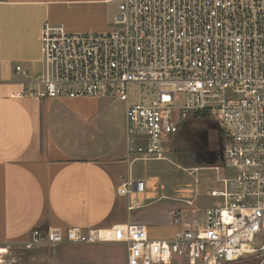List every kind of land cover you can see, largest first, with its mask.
Segmentation results:
<instances>
[{"label":"built area","instance_id":"built-area-1","mask_svg":"<svg viewBox=\"0 0 264 264\" xmlns=\"http://www.w3.org/2000/svg\"><path fill=\"white\" fill-rule=\"evenodd\" d=\"M114 23L115 30L74 33L45 23L41 88L16 96L125 101L132 161L167 160L181 125L208 118L224 137L223 162L233 174L212 192L221 200L172 240L150 239L141 224L36 227L27 246L118 242L127 246L128 264H231L250 256L264 264V241L253 246L264 236V0H121ZM134 82L154 83L155 98L129 102ZM144 189L143 180L126 179L119 193Z\"/></svg>","mask_w":264,"mask_h":264},{"label":"crops","instance_id":"crops-1","mask_svg":"<svg viewBox=\"0 0 264 264\" xmlns=\"http://www.w3.org/2000/svg\"><path fill=\"white\" fill-rule=\"evenodd\" d=\"M120 1L0 0V252H6V245L27 242L36 227L110 230L141 224L150 239L172 240L193 217L221 200L212 192L223 190L224 180L233 174L222 152L224 170L231 174L221 178L222 186L207 191L205 204L195 181L200 167L188 172L178 163L185 179L173 182L165 165L169 160L132 161L125 101L16 96L26 88H41L45 23L72 33L111 31ZM17 66L23 70L17 72ZM209 167L223 173L218 165ZM126 179L143 180L144 191L121 195ZM180 210L189 218L175 221ZM62 244L47 264H128L124 243Z\"/></svg>","mask_w":264,"mask_h":264},{"label":"rangeland","instance_id":"rangeland-1","mask_svg":"<svg viewBox=\"0 0 264 264\" xmlns=\"http://www.w3.org/2000/svg\"><path fill=\"white\" fill-rule=\"evenodd\" d=\"M118 26L114 24L113 30ZM156 96V85L154 83H131L129 86V101L131 103L147 102ZM224 145V137L219 131L217 124L209 119L189 118L180 127L177 140L173 150L167 155L170 162H165L170 171V181L184 180L185 174L177 165L188 172H195L189 167H200L195 172L199 199L202 204L209 199L207 191L213 187L222 186L224 176L231 174L229 169L224 170L221 162V152ZM173 154V155H171ZM172 156V161H171ZM218 165L223 173L211 169L209 166ZM184 178V179H183ZM264 241L263 235L256 237L253 246L260 247ZM63 246L67 244H62ZM61 245V246H62ZM60 246L33 245L28 247L27 242L15 245H6V252H0V263L2 264H47L48 258L55 254V249ZM254 256L245 258L243 261L231 264H257ZM173 264H188L185 259H176Z\"/></svg>","mask_w":264,"mask_h":264},{"label":"bare ground","instance_id":"bare-ground-1","mask_svg":"<svg viewBox=\"0 0 264 264\" xmlns=\"http://www.w3.org/2000/svg\"><path fill=\"white\" fill-rule=\"evenodd\" d=\"M208 208V207H207Z\"/></svg>","mask_w":264,"mask_h":264}]
</instances>
